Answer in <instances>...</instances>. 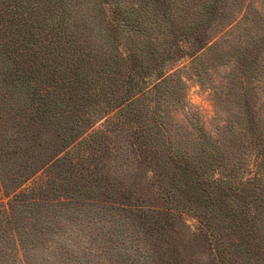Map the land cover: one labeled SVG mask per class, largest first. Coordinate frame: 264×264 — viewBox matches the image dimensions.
<instances>
[{"label":"rangeland","instance_id":"rangeland-1","mask_svg":"<svg viewBox=\"0 0 264 264\" xmlns=\"http://www.w3.org/2000/svg\"><path fill=\"white\" fill-rule=\"evenodd\" d=\"M219 2L212 24L183 39L163 26L150 37L123 33L113 54L122 61L139 49L137 43L155 45L148 74L90 84L88 93L79 95L81 111L54 112V125L85 122L82 139L88 140L63 152L59 157L66 159L54 173L72 184L77 169L97 164L130 193L128 210L56 197L44 186L45 171L18 188L0 179V264H264V209L258 213L264 191L248 196L251 186L245 181L264 150V50L255 64L241 56L244 47L264 39V0ZM102 5L112 19L110 6ZM47 37L54 45V32ZM101 43L97 47L109 56L111 49ZM4 64L0 61V72ZM120 67L125 72L128 62ZM20 89L16 102L0 99L1 152L13 150L30 113L29 89ZM4 93L0 76V98ZM127 99H132L128 105ZM117 102L125 107L115 108ZM166 149L180 153L181 162L196 164L201 179L231 187L230 196L224 190L215 200L213 187L197 200L184 189L177 193L160 170L169 161ZM20 152L7 158L6 168L24 161Z\"/></svg>","mask_w":264,"mask_h":264},{"label":"trees","instance_id":"trees-1","mask_svg":"<svg viewBox=\"0 0 264 264\" xmlns=\"http://www.w3.org/2000/svg\"><path fill=\"white\" fill-rule=\"evenodd\" d=\"M49 1L54 3L49 4ZM122 1L46 0L43 3L42 0H0V61L5 63L0 72L5 83V93L0 99L4 103L16 102L15 95L21 90L20 87L27 86L29 101L26 102V111L30 112H26V122H21L24 128L18 130L13 150L0 151L2 181L6 178L12 187L18 188L38 172L45 171L44 186L47 191L55 192L56 197L70 200L78 197L87 202L92 200L94 204L101 206H121L128 210L130 193L114 185L107 175L101 173L97 164L91 169L88 168L90 164L82 165V171L77 169V177H74L72 184L69 183L70 180L54 173V169L57 170L59 164L66 159V155L59 157L63 152L68 151L74 142L84 145L88 141L82 139L87 131L85 122L82 123L80 119L57 120L54 125V112L81 111V96L88 93L90 84L99 86L100 81H113L114 78L125 75L130 78L132 73L148 74L149 67H152L151 61L156 58L155 45L150 40L137 43L138 52L132 49L128 59L122 61L113 54L117 51V44L123 33L150 37L153 30L160 31L163 26L171 36L177 34L183 39L202 26H210L221 7L219 0H132L129 5L122 4ZM102 4L110 6L108 11L111 12L112 19L106 18ZM91 22L94 26L90 25ZM238 22L236 18L233 23ZM50 32H54V45L48 41L47 34ZM98 42H102L101 45L106 46V49L110 48L112 53L106 56L97 47ZM262 42L264 39H260L251 48L244 47L241 56L244 59L252 58L255 64L264 50ZM195 54L196 52L193 56ZM236 56L237 59L240 58L238 53ZM125 61L128 62V67L123 72V66H120ZM244 72L246 73V69ZM158 78H162V75ZM62 90L64 93H61ZM130 92L126 91V94ZM56 97H60V100ZM131 101L132 99H127V105ZM123 105L124 103L117 102L114 107L120 109L125 107ZM46 113H50L48 121H51L44 129L41 123L47 118ZM260 132L264 133V127ZM1 145L0 142V148ZM75 149H78L77 146ZM19 152L24 161L21 162L20 159L17 167L6 168L7 158L19 155ZM166 152L169 161H164L162 167L165 169L160 167V170L163 180L169 181L168 185L177 193L184 189L185 196L190 200H197L209 195L208 189L213 187L215 200L224 190L227 191L225 195L230 196L231 187L214 183L215 180L209 183L208 179H201L196 164L181 162L184 157L175 150V156L169 154L168 149ZM262 152L245 180L251 186L248 196L255 198L258 192L264 191V150ZM203 180L205 182L202 184ZM179 182L183 183L182 186ZM240 184V188L245 185L242 182ZM247 201L250 202L249 199ZM258 208V213L264 209L261 205ZM258 236L261 238V235ZM260 240L263 242L264 238ZM16 244L22 245L19 239Z\"/></svg>","mask_w":264,"mask_h":264}]
</instances>
